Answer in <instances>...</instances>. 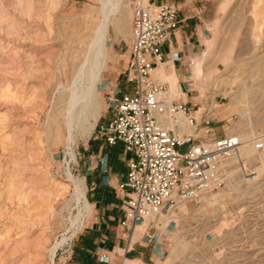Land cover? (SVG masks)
Instances as JSON below:
<instances>
[{
	"label": "rangeland",
	"instance_id": "rangeland-1",
	"mask_svg": "<svg viewBox=\"0 0 264 264\" xmlns=\"http://www.w3.org/2000/svg\"><path fill=\"white\" fill-rule=\"evenodd\" d=\"M215 1L220 8L217 14L211 13L210 22L203 27L206 40L186 59L185 76L191 87L188 98L200 110L225 105L244 80L249 85H264L257 66L245 67L250 62L255 64L256 59L264 61V0ZM123 2L129 15L121 26L111 22L106 36L105 66L98 83V101L104 108L96 124L108 103V86L104 83L115 82L127 48L124 39L129 46L131 43V21L139 0ZM100 7V0H0V264H48L49 253L56 247L52 249L53 245L68 237L60 238V234L69 226H73L74 234L73 221L77 218L83 225L86 213L80 216L82 203L73 194L67 170L74 178L82 177L78 168L74 170L63 162V151L69 154L68 144L73 153L80 151L81 145L95 136L94 130L84 135L82 128L76 127L72 142L67 144L63 128L53 139L47 130V113L51 96L57 97V83L67 84L61 70L68 67L69 52L78 47L82 49L78 55L81 58L86 45L67 41L64 31L89 23L91 27L86 30L91 33L102 18ZM116 17L112 16V21ZM115 60L117 67L113 69ZM198 62L202 74L194 77ZM238 96L247 101L243 88ZM249 106V123L258 127L254 136H264V93L254 95ZM217 110L212 111L215 119H225L232 113L230 110L220 116ZM59 120L61 124V113ZM87 121L92 118L87 117ZM261 155L250 161L255 178L250 179L248 194L223 200L225 209L232 213L227 215L228 224L222 230L206 225L178 229L188 248L174 258L169 257L170 250L156 264H264V151ZM235 159L238 163V153ZM232 167L229 162L226 174ZM145 227L141 224L137 228L142 231Z\"/></svg>",
	"mask_w": 264,
	"mask_h": 264
},
{
	"label": "built area",
	"instance_id": "built-area-1",
	"mask_svg": "<svg viewBox=\"0 0 264 264\" xmlns=\"http://www.w3.org/2000/svg\"><path fill=\"white\" fill-rule=\"evenodd\" d=\"M177 13V6L166 0L136 3L129 56L120 72L131 90L121 92L114 81H105L110 117L94 127L96 138L103 144L121 142L124 151L131 154L126 178L117 184L123 196L120 225L131 239L137 227L145 224L142 238L156 245V260L173 248L169 233L205 225L222 230L228 224L227 215L232 213L225 209L226 200L220 205L206 204L204 198L227 189L229 162L244 143L238 132L227 133V129L234 122L248 120L245 110L239 109L225 117V124L217 125L225 120L213 117L212 111L219 105L200 110L196 103L180 98L191 90L188 82L184 90L178 87L180 92L173 94L167 81L151 79L155 65L162 63L163 44L178 28ZM179 114L186 125L193 127L191 132L178 125ZM164 119L169 121L167 125ZM250 142L256 151H264L263 135L253 134ZM78 159V152L72 158L63 151V162L74 170ZM237 164L240 183L255 178L250 162L238 160ZM67 173L72 175L70 170ZM72 230L69 226L60 234V238L68 237L49 253L48 264H70L73 241L79 232L69 236Z\"/></svg>",
	"mask_w": 264,
	"mask_h": 264
},
{
	"label": "crops",
	"instance_id": "crops-1",
	"mask_svg": "<svg viewBox=\"0 0 264 264\" xmlns=\"http://www.w3.org/2000/svg\"><path fill=\"white\" fill-rule=\"evenodd\" d=\"M146 1L157 4L165 0ZM166 1L178 8V28L170 41L163 44L162 63L155 65L150 77L154 82H161L167 81L161 79L162 71L174 73L177 86L184 90L186 59L197 53L205 42L203 27L213 14H217L220 5L215 0ZM124 42L127 48L122 57L123 67L129 56V44L126 39ZM117 60L112 64L113 69L117 67ZM114 86L121 92L131 90V86L126 88L120 71L116 74ZM188 95L186 92L180 98L189 101ZM109 117L107 103L99 123H105ZM78 154V174L84 179L88 209L82 229L73 241L70 264H156V245L143 240V232L138 228L129 239L127 231L120 225L123 196L117 184L126 178L127 160L131 154L124 151L121 142L106 145L96 136L88 138Z\"/></svg>",
	"mask_w": 264,
	"mask_h": 264
},
{
	"label": "bare ground",
	"instance_id": "bare-ground-1",
	"mask_svg": "<svg viewBox=\"0 0 264 264\" xmlns=\"http://www.w3.org/2000/svg\"><path fill=\"white\" fill-rule=\"evenodd\" d=\"M100 1V13L102 18L97 24L92 27L91 33L90 31L87 32L86 30L90 29L91 27V24L89 23L85 24L83 27H79L71 31H68V29H65L64 31V36L66 37L67 41L81 43L84 42L86 44L84 47V54L81 58L78 55L80 52H82V49H79L77 47V49H72L69 52L68 67L66 66L61 70L63 75L66 77L67 84H60L59 82L57 83L54 88V92L57 93V97L54 98L51 96L52 106L47 113V130L49 136L53 139H56L60 135L61 130L64 128L67 132V144L71 141L72 131L76 127H78V129L79 127H81V131H83L84 135H89V133L94 130V126L97 122L98 116L101 110L104 108L103 104L98 101V83L102 81V73L105 66V41L109 24L113 22L114 24L121 26L122 21L127 18L130 12L128 8L126 11L123 0ZM144 1L145 0H139L140 3H143ZM115 14H117V17L114 21H112L111 17ZM72 52H74V54H72ZM255 61V64H253L254 62H250L245 64V67L249 69L251 67L257 66V74L262 78L264 76V61L259 62L258 59H256ZM205 72L206 74H208L209 69L207 68ZM193 74L194 77H198L202 74L201 63H197L196 69L194 70ZM160 77L163 80L169 81L171 93L177 94L178 92H180L177 86L178 79L174 73L168 74L167 71L166 73L162 71L160 73ZM249 84L250 83L246 82L245 80L240 82V88L235 92L230 93L229 101L225 105L215 106L216 109H218L217 113L220 116H223L224 112L228 114L230 113V110L237 111L239 109H245V112L249 117V114L247 112L251 109L249 104L250 102H253V96H257L259 93H264V85L261 86L256 82L253 83L252 85H255L256 89H259V91L257 92L256 90H254L253 86ZM242 88L247 96H244L247 101L242 99V96H238L239 93H242ZM65 94L67 95V97L65 99L66 101L64 102ZM243 102H245L247 105L241 106V103ZM60 113L63 114V121L61 122L62 125L59 122ZM87 117H91L92 121L88 122ZM163 122H165V125L169 123L167 119H164ZM249 122V119L246 123L234 122L232 123V126L227 129V133H230L236 131L238 127L242 128V130L236 131L244 142L239 148L238 159L247 162L253 161L255 159V156L262 157L261 152L256 151L250 142L251 136L255 133L258 127H251ZM255 122H257V120ZM80 123H82L83 125H81ZM178 125L181 127V129H184L188 132H191L193 130V127H189L188 125H186L182 114H179ZM68 145L66 149H69L68 152L73 158L74 153L71 150L72 148H70V146ZM235 157L230 160L233 165L232 169L227 174L225 173L227 189L222 190L218 194L205 196L204 199L206 204L214 202L220 203L225 199H231L233 197H240L242 195L248 194L249 185L251 184V182L245 179L240 183V181L238 180L240 174H238V164ZM260 172L261 169L258 171L257 175H259ZM68 178L72 183V189L75 198L78 202L80 201L82 203L83 212L80 214V216L84 215L88 209V203L85 195L84 179L74 178L69 173ZM251 189L252 188H250V191ZM73 224L76 225L75 230L73 231V233H75L80 229L82 221L77 218L76 221H73ZM73 224L71 222V225ZM171 238L174 244L173 248L170 251L169 257H178L182 255L188 248V243L177 232L172 233ZM66 239L67 238H63L61 242L55 243L52 249L58 244L64 243Z\"/></svg>",
	"mask_w": 264,
	"mask_h": 264
}]
</instances>
